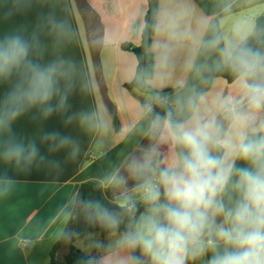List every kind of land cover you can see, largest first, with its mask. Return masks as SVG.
I'll use <instances>...</instances> for the list:
<instances>
[{
	"label": "clouds",
	"instance_id": "obj_1",
	"mask_svg": "<svg viewBox=\"0 0 264 264\" xmlns=\"http://www.w3.org/2000/svg\"><path fill=\"white\" fill-rule=\"evenodd\" d=\"M35 3L0 0V196L17 183L9 169L59 170L49 155L74 158L80 150L60 131L18 133L22 118L75 121L101 149L111 131L106 107L71 111L74 92L91 93L95 85L74 60L51 52L75 38L69 21L49 12L13 22ZM191 14H159L154 32L164 39L155 42L154 69L168 80L186 49L182 68L192 82L181 76L171 94L150 91L120 133L125 149L97 178L100 195L75 192L61 208L65 221L75 214L106 236L78 264H264V20L253 15L226 29L201 18L193 30ZM217 74L231 77L230 85L219 89ZM148 78L136 73L138 83Z\"/></svg>",
	"mask_w": 264,
	"mask_h": 264
},
{
	"label": "crops",
	"instance_id": "obj_2",
	"mask_svg": "<svg viewBox=\"0 0 264 264\" xmlns=\"http://www.w3.org/2000/svg\"><path fill=\"white\" fill-rule=\"evenodd\" d=\"M84 1L86 13L80 8L78 0H36L27 17L16 16L13 22L31 23L37 15L49 12L69 21L76 32L74 39L57 49H51L50 37L46 38V42L52 54L74 60L95 85L91 93L74 92L69 100L71 111L106 107L110 114L111 131L104 138L101 149L97 145V137L75 121L66 126L57 115L42 123L33 120L31 115L18 121L15 130L22 135L38 137L40 129L60 131L74 137L80 150L74 158H69L63 151L49 155L47 146L41 144L42 154L60 161L59 170H51L46 164L33 166L27 172L8 170L17 183L8 195L0 196V264H50L51 251L69 221H65L61 214L62 206L83 183L97 181L109 161L117 160L118 154L125 149V145L120 143V133L134 119L137 104L149 95L126 87L135 77L138 60L133 51L122 49L124 43H130L132 47L141 44L147 0ZM226 7L228 11H225ZM183 8L191 10L192 14L187 19L193 30L198 27L201 18L227 29L245 18L264 15V0H159L157 19L165 11L178 12ZM101 38H107L104 45L99 43ZM163 39L156 33L153 36L149 49L153 57V75L148 84L151 91L171 94L176 90L178 78L186 76L192 82L193 74L183 71L187 50L181 49L176 57L173 76L166 81L155 77L154 45ZM216 82L219 89L230 85L222 77H217ZM208 90H212V86ZM3 91L0 88V94ZM101 151L106 155L102 157ZM95 234L99 233L77 240L75 247L83 254L91 251L93 241L106 238L100 234V237H94ZM66 252L62 255L58 253V259H62Z\"/></svg>",
	"mask_w": 264,
	"mask_h": 264
},
{
	"label": "trees",
	"instance_id": "obj_3",
	"mask_svg": "<svg viewBox=\"0 0 264 264\" xmlns=\"http://www.w3.org/2000/svg\"><path fill=\"white\" fill-rule=\"evenodd\" d=\"M148 10L145 15V26L142 32L141 44L138 47H132L130 43L122 44V49L126 51H133L138 60V67L136 73L143 71L149 74V78L143 83H138L136 80V74L134 79L126 84L128 89H138L141 92L149 93L151 91V86L148 84V80L152 78L153 75V57L149 53L150 46L152 44L154 32V26L157 21V15L159 10V0H147ZM261 20H264V15L259 16ZM226 74H217V77H223ZM225 79V78H224ZM226 80L231 83V77H227ZM211 85L207 86V90ZM157 111H160L157 108ZM96 181H88L83 183L78 192L82 196H99L100 193L95 190ZM108 196H105L107 199ZM72 231L73 233L78 232L79 235H73L71 238L66 236L64 233ZM92 233H99L101 236H105L99 228H92L83 222L81 218L75 214L69 219L67 226L62 234L61 239L54 245L50 254V264H78L80 258L84 255L79 249H77L74 243ZM66 248L67 252L64 254L62 259H58V253L61 248Z\"/></svg>",
	"mask_w": 264,
	"mask_h": 264
},
{
	"label": "rangeland",
	"instance_id": "obj_4",
	"mask_svg": "<svg viewBox=\"0 0 264 264\" xmlns=\"http://www.w3.org/2000/svg\"><path fill=\"white\" fill-rule=\"evenodd\" d=\"M78 3H79L80 8L83 10V12L86 13L87 9H86L85 1L84 0H78ZM94 237H100V235L99 234H95ZM65 250H67L65 247L61 248L59 250V255H62L65 252Z\"/></svg>",
	"mask_w": 264,
	"mask_h": 264
}]
</instances>
